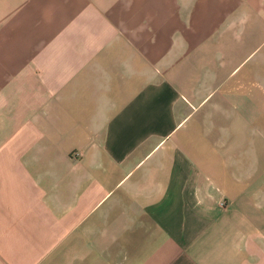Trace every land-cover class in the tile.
Wrapping results in <instances>:
<instances>
[{"label":"crops","instance_id":"0c3cea01","mask_svg":"<svg viewBox=\"0 0 264 264\" xmlns=\"http://www.w3.org/2000/svg\"><path fill=\"white\" fill-rule=\"evenodd\" d=\"M0 264H264V0H0Z\"/></svg>","mask_w":264,"mask_h":264}]
</instances>
